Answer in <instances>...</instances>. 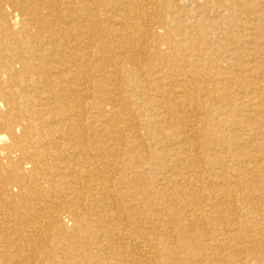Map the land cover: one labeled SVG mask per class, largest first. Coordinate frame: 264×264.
Instances as JSON below:
<instances>
[{
  "label": "bare ground",
  "instance_id": "obj_1",
  "mask_svg": "<svg viewBox=\"0 0 264 264\" xmlns=\"http://www.w3.org/2000/svg\"><path fill=\"white\" fill-rule=\"evenodd\" d=\"M0 264H264V0H0Z\"/></svg>",
  "mask_w": 264,
  "mask_h": 264
}]
</instances>
